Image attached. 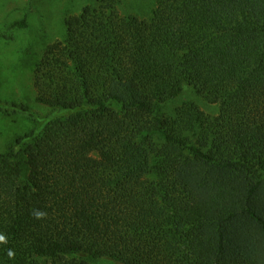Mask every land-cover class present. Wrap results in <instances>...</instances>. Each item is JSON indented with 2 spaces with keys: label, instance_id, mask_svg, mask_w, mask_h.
<instances>
[{
  "label": "trees",
  "instance_id": "1",
  "mask_svg": "<svg viewBox=\"0 0 264 264\" xmlns=\"http://www.w3.org/2000/svg\"><path fill=\"white\" fill-rule=\"evenodd\" d=\"M125 1L47 48L49 115L0 100L37 123L0 153V264H264V0ZM188 90L217 115L169 113Z\"/></svg>",
  "mask_w": 264,
  "mask_h": 264
},
{
  "label": "rangeland",
  "instance_id": "2",
  "mask_svg": "<svg viewBox=\"0 0 264 264\" xmlns=\"http://www.w3.org/2000/svg\"><path fill=\"white\" fill-rule=\"evenodd\" d=\"M97 0H0V100L25 104L31 110L44 116L49 109L36 104L37 90L34 73L47 48L57 40H63L65 22L71 16L82 13ZM155 7V0H126L120 12L149 19ZM27 17V27H15ZM168 107V112L185 101H196L211 115H217L218 108L204 103L188 90L186 94ZM36 120L23 114L0 113V153L19 136L32 131ZM97 264H110L99 262Z\"/></svg>",
  "mask_w": 264,
  "mask_h": 264
},
{
  "label": "clouds",
  "instance_id": "3",
  "mask_svg": "<svg viewBox=\"0 0 264 264\" xmlns=\"http://www.w3.org/2000/svg\"><path fill=\"white\" fill-rule=\"evenodd\" d=\"M37 216L39 218V213H37ZM4 240V237L3 236H0V241H3Z\"/></svg>",
  "mask_w": 264,
  "mask_h": 264
}]
</instances>
